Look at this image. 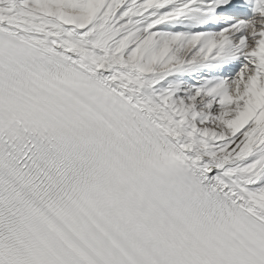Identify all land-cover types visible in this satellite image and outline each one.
<instances>
[{
  "label": "snow or ice",
  "instance_id": "6c2138e0",
  "mask_svg": "<svg viewBox=\"0 0 264 264\" xmlns=\"http://www.w3.org/2000/svg\"><path fill=\"white\" fill-rule=\"evenodd\" d=\"M0 264H264V0H0Z\"/></svg>",
  "mask_w": 264,
  "mask_h": 264
}]
</instances>
